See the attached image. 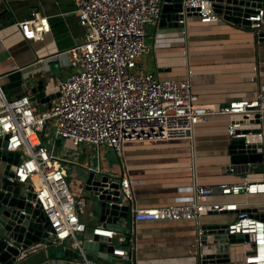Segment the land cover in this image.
I'll return each mask as SVG.
<instances>
[{
    "label": "built area",
    "instance_id": "1",
    "mask_svg": "<svg viewBox=\"0 0 264 264\" xmlns=\"http://www.w3.org/2000/svg\"><path fill=\"white\" fill-rule=\"evenodd\" d=\"M71 1L85 36L68 51L72 73L54 84L58 96L51 107L36 113L28 89L9 100L0 85V138L7 137V152L19 154L12 180L32 193V199L26 202L44 214L50 229L49 239L32 247L31 252L63 246L83 255L78 236L88 225L80 220V206L67 183L64 166L77 161L55 154L59 141L105 148L120 157L124 144L190 139L195 125L211 116H226L228 138L241 140L243 145L236 146V150L261 156L259 163H235L223 168L229 173H243L241 183L194 185L193 198L182 205L137 209L127 176L108 175L94 162L92 167L83 165L93 178L83 184L80 197L84 192L97 198L107 196V191H116V206L128 207L127 218L116 222L121 226L120 232L106 221L91 227L93 235L103 238L106 246L112 248L107 255L116 261L137 264V223L189 221L196 227L194 245L199 252L192 258L198 264L206 255L225 254L227 264H264V95L259 93L252 100H235L226 105L199 104L189 79L159 80L154 73L139 71L138 60L149 51L146 26L159 23L160 0ZM178 15L180 26L186 25L189 16L206 24L226 22L215 12L211 0H182ZM245 20L249 27L235 26L253 30L258 40L264 38V2ZM15 25L27 42L41 41L50 32L48 18L43 16L33 15ZM104 178L106 181L97 186L96 182ZM230 196H243L244 200L214 201ZM251 197L259 199L253 201ZM213 214L231 219L215 228L203 227L201 219ZM221 231L227 237H242V241L234 242L239 244L237 256H233L231 244L227 252L225 244H220V252L219 244L212 241L207 246L201 244L203 237L211 238ZM211 246L216 248L214 252H209Z\"/></svg>",
    "mask_w": 264,
    "mask_h": 264
},
{
    "label": "crops",
    "instance_id": "2",
    "mask_svg": "<svg viewBox=\"0 0 264 264\" xmlns=\"http://www.w3.org/2000/svg\"><path fill=\"white\" fill-rule=\"evenodd\" d=\"M33 15L47 17L50 32L41 41L27 42L15 23ZM84 36L71 0H0V85L6 97L14 99L40 81L57 85L66 79L72 73L68 51ZM146 43L149 51L139 58L138 70L154 73L159 80L189 79L199 104L226 105L264 95V40H258L249 28L227 22L206 24L189 16L185 26L171 20L146 26ZM66 71L69 75L62 78ZM33 108L40 113L46 106L33 103ZM227 124L226 116H211L194 126L190 139L124 144L120 157H108L107 149L93 148L97 150L95 162L108 175L127 176L137 209L182 205L193 198L194 185L243 181V173L226 172L225 166L248 159L255 164L251 160L255 155L236 150L227 136ZM70 189L80 206L84 200L81 189ZM224 200L243 201L244 197L214 199ZM89 202L86 200L88 206ZM89 217H94L93 213ZM230 219L213 214L203 217L201 224L215 228ZM209 237L207 241L214 240ZM195 240L196 227L189 221L137 223V264L192 258L199 252ZM60 260L67 258L50 260L47 249L39 248L22 264H58ZM99 260L94 264H103ZM115 264L125 263L117 260Z\"/></svg>",
    "mask_w": 264,
    "mask_h": 264
},
{
    "label": "water",
    "instance_id": "3",
    "mask_svg": "<svg viewBox=\"0 0 264 264\" xmlns=\"http://www.w3.org/2000/svg\"><path fill=\"white\" fill-rule=\"evenodd\" d=\"M214 2V10L230 24L249 27L250 23L245 20L250 14H255L256 9L262 7L264 0H211ZM182 0H161V17L159 24L163 21H176L179 19L178 13L181 11ZM261 41L264 38L260 39ZM54 83L48 84L40 81L35 86L28 88L32 103L42 104L46 109L51 107L52 101L58 96L53 90ZM43 111V110H42ZM233 145L243 146L241 140H232ZM7 137L0 138V264H22L31 254V248L49 239L50 231L44 214L37 208H32L26 200L32 199L31 192H27L13 179L14 167L19 161V154L6 151ZM243 152H241L242 154ZM250 156V155H248ZM257 156V157H256ZM255 163L261 161L260 155H255ZM248 160H244L247 163ZM250 162V161H249ZM93 174L87 176V184L92 180ZM106 178L96 182L97 186L105 182ZM116 188L115 186H112ZM86 191H89L86 188ZM107 196L91 198L90 202H95L98 209L97 219L99 222L106 221L112 223L111 228L120 232L121 226L116 224L119 218H127L128 207L119 208L116 203L119 201L116 191H107ZM112 203V205H110ZM212 235V234H208ZM212 241L219 244L217 249L223 251L220 244H225V252L229 244L235 241H242L241 236H225L223 231L215 235ZM246 239V237H244ZM207 236L201 239L202 245H210ZM80 247L83 255L64 249L63 246H50L47 249L48 258L51 260L66 257V261H87L94 264L97 258L108 263L115 264V258L107 254L112 252V248L106 246L104 239L93 235V229L88 227L82 234ZM38 250V249H37ZM35 250L34 252H36ZM215 247H210L209 252H214ZM65 263L67 264V262ZM168 261H182L181 264H198L196 258H179ZM210 262V263H209ZM159 264V261L139 262V264ZM200 264H227V255H206L199 260ZM160 264H163L162 262Z\"/></svg>",
    "mask_w": 264,
    "mask_h": 264
},
{
    "label": "rangeland",
    "instance_id": "4",
    "mask_svg": "<svg viewBox=\"0 0 264 264\" xmlns=\"http://www.w3.org/2000/svg\"><path fill=\"white\" fill-rule=\"evenodd\" d=\"M71 70L69 71V73ZM68 71L65 72L64 76L62 78H66L68 76ZM105 149V148H103ZM97 150H94L92 147L87 145H80V146H74L70 141H59L57 143V148L55 150V154L59 157H68L71 158V160H76L77 163L73 164H64L66 169V177H67V183L72 188H83V184L87 180L88 171L85 169L86 167L83 165H92L95 162V153ZM106 156L109 157L110 154H115L114 152L108 150L106 153ZM117 161V160H116ZM84 200L81 202V205L79 207V216L80 220L82 222H85L88 225L96 224L98 221L97 214L98 209H96L95 202H89V206L86 203V200H90L91 196L89 193L84 192L83 193ZM82 206H85L84 212L81 211ZM89 213H93L94 217H89ZM80 237V236H78ZM239 248L238 243H232L231 244V250L233 256H237L236 252ZM100 262H103V264H110L102 259L99 260ZM58 264H66L64 261H59Z\"/></svg>",
    "mask_w": 264,
    "mask_h": 264
},
{
    "label": "bare ground",
    "instance_id": "5",
    "mask_svg": "<svg viewBox=\"0 0 264 264\" xmlns=\"http://www.w3.org/2000/svg\"><path fill=\"white\" fill-rule=\"evenodd\" d=\"M182 261H165L163 264H181Z\"/></svg>",
    "mask_w": 264,
    "mask_h": 264
}]
</instances>
